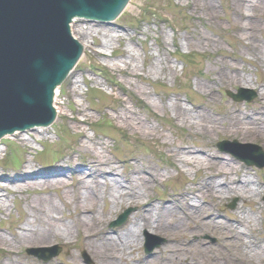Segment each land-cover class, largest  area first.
I'll use <instances>...</instances> for the list:
<instances>
[{
  "label": "rangeland",
  "instance_id": "obj_1",
  "mask_svg": "<svg viewBox=\"0 0 264 264\" xmlns=\"http://www.w3.org/2000/svg\"><path fill=\"white\" fill-rule=\"evenodd\" d=\"M235 9L233 0H131L117 21L108 26L76 22L77 32L91 34L83 38L90 48L79 63L80 71L73 75L75 79L68 78L60 87L61 114L48 129L2 139L0 174L16 179L27 166L44 175L49 171H65L68 174L65 181L70 186L63 192H68L66 199L70 200L79 190L70 172L91 169L87 163L92 156L83 152L81 146L90 145L87 138H92L102 143L95 145L98 155L116 167L118 174L114 176L119 179L138 177L139 169L145 174L158 175V180L150 183L143 194V203L158 205L163 211V206L176 202L177 210L183 213L187 207L181 199L189 196L190 203L196 207L190 209L191 218L180 231L153 234L167 240L153 254L145 255L146 239L151 233L142 232L129 246L134 248V253L131 255L129 250L117 264L154 261L180 264L174 262L176 258L166 262L163 251L160 255L162 249L173 246L187 249L182 264H264V253L258 251L253 256L251 253L259 244L264 246V169L248 167L217 148L219 142L227 140L257 144L264 152V138L244 139L224 133L226 125L219 121L218 132L204 135L207 132L193 125L195 121H182L171 106L179 102L193 114L205 111L222 121L228 114L251 116L264 109V59L259 49L264 42V28L257 25L255 38L251 41L249 37L254 20L264 26V6L247 10L242 21ZM240 24L246 27L244 32ZM249 41L260 51L249 52ZM106 42L109 46H105ZM235 71L245 78L239 85L219 83L213 95L209 90L196 89L200 81L209 84L222 72ZM244 88L249 92L255 90L258 97L252 103H236L227 95ZM134 119L147 126L149 137L125 121ZM214 162H224L225 170L234 168L223 174L229 173L238 180L250 179L262 191L246 192L235 186L234 195L228 192L216 193L214 197L206 195L210 187L220 190L228 186V182L216 175V169L209 168L208 164ZM212 180L217 184L210 183ZM16 182L0 178V234L8 241L0 243V264H5L9 256L14 258V264H89L86 257L90 264H102L94 257L93 245L88 246V242L102 243L110 234L118 238L123 234L120 229L130 227L132 215L138 211L126 203L109 213L110 204L105 206L100 200L96 213L101 215L105 209V219L101 218L94 235L78 226L69 235H56L42 246L17 243L14 237L21 236L22 227L31 220L24 201L29 199L27 195L30 196L27 201L34 196L13 192ZM48 195L59 205L60 212L55 214L57 219L62 218L59 222L74 223V205L68 200L60 201L54 190ZM127 209L132 210L127 223L112 229L113 221ZM218 222L236 230L221 228L220 224L216 225ZM239 234L247 246L240 242ZM56 244L64 247L57 259L48 263L26 252ZM167 252L170 254L169 249Z\"/></svg>",
  "mask_w": 264,
  "mask_h": 264
},
{
  "label": "bare ground",
  "instance_id": "obj_2",
  "mask_svg": "<svg viewBox=\"0 0 264 264\" xmlns=\"http://www.w3.org/2000/svg\"><path fill=\"white\" fill-rule=\"evenodd\" d=\"M233 1L236 7L235 12H237L236 16H238L241 21L245 16L244 13L247 10L254 11L257 10L259 5L264 6V0H251V2L249 1V3L247 0ZM213 12L216 13L215 10H213ZM257 25L264 28V26L260 25L259 20H254V22L251 24L252 32L249 34L251 41L253 40V38H255ZM71 27L75 38L79 40V43L84 47L85 52H87L88 48L90 47L88 43L83 40V38H87L88 36H91V34L89 32H84L81 30H78L77 32V26L75 23ZM239 27L241 29V32H244L246 30V27L242 24H240ZM251 41H249L250 43L248 42L247 45L248 51L250 52L251 50H253V52H259L260 50H257L252 46L253 44H251ZM105 46H109L108 42L105 43ZM259 49L262 50L260 55L264 59V42L261 43ZM128 57L131 56L129 55ZM223 63L225 67H227L226 61H223L222 64ZM215 78L216 81L212 79V81L209 82L210 85L206 84L205 82H198L196 84V89L199 88L203 90H209V93L213 95L215 91L214 87L219 83L239 85L245 81V78L237 71L231 73L227 72L225 74H223L222 72L219 77ZM60 93L61 89L58 88L56 90V94L54 95V106L57 111V116H60L61 114L60 106L58 105ZM213 100H215V98ZM171 106L174 109L173 111H175L176 115L181 118L182 121L187 123H189L190 121H195L193 125L197 126L198 129H201L202 132H207L204 135H212L213 133L218 132L217 126L219 125V122H222L226 125V127H224V133L241 136L244 139L248 137L253 139L256 137L264 138V109H262L260 113L251 116L245 115V113L238 115H235V113L228 114V116L223 118L224 120L222 121L220 119L217 120L212 118V116H210L205 111L193 114L188 110L187 107L180 104L179 102L172 103ZM243 114L245 115V117ZM125 121L131 123L134 126L136 125L137 129H139L140 131H144L143 133H145L146 137L150 136L147 133V126L141 121H137L136 119ZM30 133L31 132H28V135H33ZM81 133L85 132L81 131ZM24 135L25 134H17L16 136L21 137ZM87 139L90 141V145H88L87 143H83L81 147L83 149H86V151L82 149L83 152H86L92 156L90 163H87V166L91 167V169L89 172L86 169L79 172L75 169L70 172L71 177H73L72 179L77 182V188H79L76 195L72 194V200L66 199L68 197V192H63L66 187L70 186V184L65 181V177H68V174L65 173V171H49L46 172V175H44L36 169H31L29 166H27L28 168L26 167L23 171V173L26 174V178H23L22 180L19 179V177H16V179L14 177L7 178L6 176H3V174H0V178H6L10 182L17 180L16 183L18 184L17 186H15L14 190H12L13 192L19 194L26 193L34 196L33 199L27 201L30 199V196L27 195L29 199H26L24 201L27 210L31 212V220L25 224V227H22V234H20L21 236H17V238L14 237V242H25L34 244V246H42V244H47L49 239L56 237V235H69L78 226H80L84 231L89 232L90 235H94L93 233L97 232L96 227L100 224L102 220L101 218H103V216L105 215V209H102L103 211L101 212V215H98L96 213V206H98L100 200L104 203L105 206L110 204L108 205L110 207L108 211L109 213L116 211L118 207L123 206L126 203H129L127 205L135 206V208L138 209V211L134 215H132L133 219L130 222V227H124L120 229V232H123V234L118 235V238H114L110 234L109 236H106L105 241L102 243L95 244L92 241L88 242V246L93 245L92 251L94 257L101 261L102 264H117L116 262L119 260V258H125L124 254H126L129 250L130 254L132 255L134 253V248H130L129 246L135 243V240L142 232H149L151 234H154L159 232H172V230L180 231V228L185 226L187 219L191 218L189 213L190 209H196V207L192 206V204L190 203L191 199L189 196L181 199L184 206L187 207L185 211L187 213L179 212L176 208L178 205L175 204L176 202H171L168 204V206H163V211H160L161 208L159 209L158 205L157 207H152L153 205L149 206L148 202L143 203V200L141 199L143 194L147 193L151 185L150 183H154L158 180V175L155 174V172L145 174L144 171L142 173V171L139 169L137 170L138 177H135L133 179L131 178L130 180L126 179V181L123 176L119 179L118 177L114 176V174H118L116 167L107 162V160L104 159L103 156L101 157L98 155V150L95 145H102V143H100L99 141H95L92 138ZM219 163H209L208 166L210 169H216V175H219V177H222L226 182H228V186L220 190H215L212 187H207V185L206 189L209 188L210 190L206 191L205 194L207 193L211 197H214L216 193L225 192L232 193L231 195H234L237 189L235 186H240V188L245 190L246 192L250 190L252 193L260 189L259 186H253V183L250 179L247 180V178H245V180H238L231 177L229 173L223 174L233 171L234 168L225 170V168H223L225 166V163ZM30 178L34 179L32 180ZM210 183L217 184L216 180H212V182ZM53 190L57 195H59L58 197L60 201L64 203L68 200L70 201L69 204L74 205V209L76 210V218L74 223L59 222L62 221V218L57 219V217H55V214L60 212V208L58 203L52 198V195H48V193ZM259 191L262 190L260 189ZM103 219H105V217ZM218 224L221 225V228H224L226 230H236V227H231L230 229V227H224L225 225L221 222H218L216 225ZM167 234L169 235V233ZM89 238L90 237H88L87 239ZM238 239L241 240L240 242L247 246V241L245 239H241L240 234L238 235ZM4 242H8L7 238L0 234V243ZM168 249L170 250V254L167 252ZM253 250L254 252L251 250L252 256L258 254V251L260 253H264V246L262 247L259 244V247ZM162 251L164 252V259L166 258L165 261H170V263L172 259L176 258L174 259V262L177 261L182 264L181 262H183V258L187 256V249H180L174 246L162 249L160 255ZM5 264H14V258L9 256ZM50 264H55V262H51ZM149 264L157 263L154 261Z\"/></svg>",
  "mask_w": 264,
  "mask_h": 264
},
{
  "label": "water",
  "instance_id": "obj_3",
  "mask_svg": "<svg viewBox=\"0 0 264 264\" xmlns=\"http://www.w3.org/2000/svg\"><path fill=\"white\" fill-rule=\"evenodd\" d=\"M129 2L0 0V139L55 121V91L83 53L71 34V22L115 20ZM232 148L230 153L251 165L237 146ZM29 253L44 260L56 256Z\"/></svg>",
  "mask_w": 264,
  "mask_h": 264
}]
</instances>
